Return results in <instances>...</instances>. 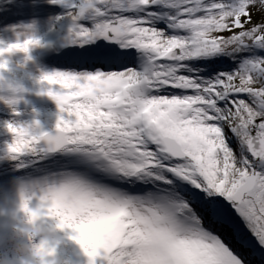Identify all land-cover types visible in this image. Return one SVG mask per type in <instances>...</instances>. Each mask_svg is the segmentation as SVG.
I'll return each instance as SVG.
<instances>
[{"label":"snow or ice","instance_id":"1","mask_svg":"<svg viewBox=\"0 0 264 264\" xmlns=\"http://www.w3.org/2000/svg\"><path fill=\"white\" fill-rule=\"evenodd\" d=\"M45 2L55 124L4 126L87 264H264V0Z\"/></svg>","mask_w":264,"mask_h":264},{"label":"clouds","instance_id":"2","mask_svg":"<svg viewBox=\"0 0 264 264\" xmlns=\"http://www.w3.org/2000/svg\"><path fill=\"white\" fill-rule=\"evenodd\" d=\"M38 24V19L33 18L5 26V30L11 33L12 39L0 40V62L4 64L0 68V73L11 71L9 67L11 58L17 54L21 57L17 67L23 69L27 63L33 61L32 52L45 47L44 37L38 35ZM47 24L51 26V17L47 19ZM37 71L39 75L35 77V83L41 85L40 76L45 71L39 68ZM0 91L10 93L0 95V102L5 103L11 112H16L15 105L22 98L17 94L25 91L23 86L0 75ZM12 123L24 126L33 124V122L31 125L21 124L15 120ZM3 127L7 131L4 124ZM9 134L11 140L5 145L4 156L9 160H15L18 154L10 152L8 146L17 145L25 138L14 133ZM19 147L21 152L28 150L27 143L20 144ZM9 186L14 192L15 200L10 207L0 204V227L6 228L8 232L6 242H0V264H58L56 250L62 242L59 234L70 228L66 224L61 227V218L46 211L45 205L48 201L43 198L50 195L47 185L42 187L37 180L14 177L9 181ZM37 190L40 191V195H37ZM2 191L3 189H0V192ZM33 199L37 202L34 207L31 206ZM71 230L74 233V230Z\"/></svg>","mask_w":264,"mask_h":264},{"label":"rangeland","instance_id":"3","mask_svg":"<svg viewBox=\"0 0 264 264\" xmlns=\"http://www.w3.org/2000/svg\"><path fill=\"white\" fill-rule=\"evenodd\" d=\"M7 1L10 0H0V5H3ZM27 5V7H22V12L17 15L13 14V12L8 13L5 16H0V40L10 41L12 39V35L10 32L5 30V26L7 25H15L21 21H28L33 18L38 19V35H42L44 37L45 47L44 49L51 48L50 52L54 53L55 47H53L56 39H54L51 43V39L57 35L63 29L61 25L54 24L52 22L51 26L47 24V19L55 14V12L50 8V6L45 2V0H23L22 6ZM11 16H23L22 18H15L11 20ZM6 19H10L6 21ZM50 27L52 30L50 31ZM58 31V32H57ZM42 49H37L32 52L35 56L40 55L39 52ZM47 54H41L40 57L43 59L39 61L40 65L49 66V69L53 66V59ZM21 59L20 55L11 58L10 66L17 67V62ZM47 61L52 63H45ZM5 79L19 83L25 89L24 92L18 93V97H22L18 100V103L15 105L16 112L18 115H13L10 109L6 106L5 103L0 102V114H12L10 117H7L5 121H17L21 124H32L33 116L35 114H44L45 118H38L36 121L39 122L40 128L38 130L50 131L52 129H48L50 126L55 124L56 112L57 108L55 103L46 95L39 94L42 87H46V85H37L35 83V77L27 78L25 75L22 76H12L8 73H0ZM10 93L6 91H0V95H9ZM9 111V112H8ZM33 112V113H32ZM28 114H30L28 116ZM31 116V117H30ZM10 118V119H9ZM5 121L0 122V189H3L0 192V204L4 207H10L11 204L15 200V195L12 190H10L9 181L14 177H22L24 179H34L41 183L43 187L45 184L47 187L54 180V177L50 174V172L43 168L37 167L31 163L32 157L30 155H25L18 159L22 160V162L26 165L23 168L17 167V162L14 160H8L4 156L5 145L10 142L11 135L5 130L3 124ZM37 195H40V191L37 190ZM36 200L33 199L31 206L36 205ZM54 203V202H53ZM52 207L50 203L48 205ZM54 214L57 216L60 215V209L57 205L54 209ZM61 244L56 250V257L58 264H87V257L83 254L80 246L75 242L71 237L74 235L71 229H66L63 233H60ZM8 236V232L6 228L0 227V242H6ZM233 245L235 246V242L233 241Z\"/></svg>","mask_w":264,"mask_h":264},{"label":"bare ground","instance_id":"4","mask_svg":"<svg viewBox=\"0 0 264 264\" xmlns=\"http://www.w3.org/2000/svg\"><path fill=\"white\" fill-rule=\"evenodd\" d=\"M22 3H23V0H10V1H7L6 3H4L3 5H0V16H5V15H7L8 13H11V12H13V14H17V15H19L21 12H22V7L23 8H25V7H27V5H24V6H22ZM15 14V15H16ZM23 16H11V20H13V19H15V18H22ZM8 20H10V19H6V21H8ZM58 32V31H57ZM62 33H63V29L59 32V35H57V36H55V37H53L52 39H51V41H49L50 43L54 40V39H56V41H55V43L53 44L54 46L53 47H55V44H56V42L58 41V39H59V37L62 35ZM45 51V49L43 48L40 52H39V54L40 55H34V54H32V56H33V61L32 62H29V63H27L25 66H24V68L23 69H20V68H18V67H12V66H10L9 65V67H10V69H11V71L10 72H6V73H8L9 75H12L13 77L14 76H22V75H25L27 78H29L30 79V77H36L37 75H39V72L37 71V69L39 68V69H43L44 71H48V70H50L49 69V66H45V65H40L39 64V61H41L42 62V60H39V59H43L42 57H40L41 56V52L43 53ZM54 55V54H53ZM53 55H51L50 57H51V59H53V61L51 60V62H53L54 64H53V66H55V67H60V66H62L63 65V61L62 60H60L58 57H55V56H53ZM45 63H49V62H47V61H44ZM43 63V62H42ZM50 65L52 64V63H49ZM9 112V111H8ZM33 113V112H32ZM12 115V114H11ZM9 113L8 114H6V113H2L1 112V114H0V122H2V121H5L6 119H7V117H10L11 116ZM30 114H28V116H29ZM31 117V116H30ZM38 118H45V116H44V114H35L34 116H33V120L32 121H36ZM10 119V118H9ZM9 121V120H8ZM53 128V125L52 126H50L48 129H52ZM9 160V159H8Z\"/></svg>","mask_w":264,"mask_h":264}]
</instances>
